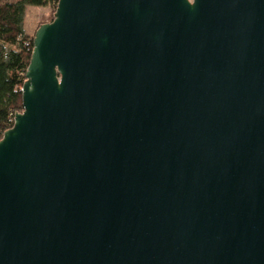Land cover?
Masks as SVG:
<instances>
[{"label": "water", "instance_id": "obj_1", "mask_svg": "<svg viewBox=\"0 0 264 264\" xmlns=\"http://www.w3.org/2000/svg\"><path fill=\"white\" fill-rule=\"evenodd\" d=\"M0 140V264H264V0H59Z\"/></svg>", "mask_w": 264, "mask_h": 264}, {"label": "trees", "instance_id": "obj_2", "mask_svg": "<svg viewBox=\"0 0 264 264\" xmlns=\"http://www.w3.org/2000/svg\"><path fill=\"white\" fill-rule=\"evenodd\" d=\"M59 0L0 2V140L23 110L22 88L34 47V34L23 32L25 7H51L54 19Z\"/></svg>", "mask_w": 264, "mask_h": 264}, {"label": "rangeland", "instance_id": "obj_3", "mask_svg": "<svg viewBox=\"0 0 264 264\" xmlns=\"http://www.w3.org/2000/svg\"><path fill=\"white\" fill-rule=\"evenodd\" d=\"M20 0H0L1 3L5 2H18ZM51 7H36L27 6L25 7L22 21L23 32L29 35H35V32L40 25L49 23L52 15Z\"/></svg>", "mask_w": 264, "mask_h": 264}]
</instances>
